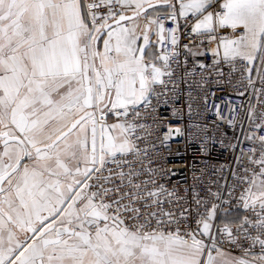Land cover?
<instances>
[{
    "label": "snow or ice",
    "instance_id": "snow-or-ice-1",
    "mask_svg": "<svg viewBox=\"0 0 264 264\" xmlns=\"http://www.w3.org/2000/svg\"><path fill=\"white\" fill-rule=\"evenodd\" d=\"M209 94L232 162L180 191ZM0 264H264V0H0Z\"/></svg>",
    "mask_w": 264,
    "mask_h": 264
},
{
    "label": "built area",
    "instance_id": "built-area-1",
    "mask_svg": "<svg viewBox=\"0 0 264 264\" xmlns=\"http://www.w3.org/2000/svg\"><path fill=\"white\" fill-rule=\"evenodd\" d=\"M187 38V33H185ZM242 91V89L236 88H213L211 92L216 93L215 100L218 103L225 102L223 111L225 115L228 114V105L226 101L231 99L234 102L239 101V97L234 95H225V93H231L233 91ZM213 97L209 94L208 109L201 110L199 114L194 113L190 117L188 115V108L184 101L179 102L178 106L184 109V118L180 120L178 118H172L175 123L182 125H192L200 123L201 125H207V132L209 137L214 139L209 140V148L207 152L202 153L200 151V145L202 140L199 136L196 138H186L185 136L174 137L169 141V147L163 150L161 165L163 167L172 168L173 173L170 174V186L175 185L180 191H183L185 183H192V176L194 175L193 169L199 170L207 165L209 167V174L211 175V169L218 165H227L232 162L233 151L230 147H225L227 140L221 143V132L217 131L220 128L221 131L224 128L223 123L215 115V110L212 107ZM160 114L168 122L170 117V109L161 107ZM230 118V117H229ZM191 131V127L188 128ZM228 136L232 137V129H228ZM166 158V160L164 159Z\"/></svg>",
    "mask_w": 264,
    "mask_h": 264
}]
</instances>
